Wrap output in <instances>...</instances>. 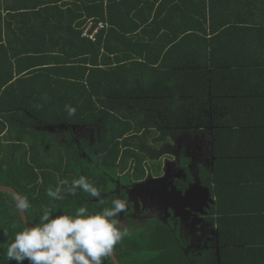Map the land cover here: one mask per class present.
Returning <instances> with one entry per match:
<instances>
[{"label":"trees","instance_id":"obj_1","mask_svg":"<svg viewBox=\"0 0 264 264\" xmlns=\"http://www.w3.org/2000/svg\"><path fill=\"white\" fill-rule=\"evenodd\" d=\"M130 1L78 0L77 9L66 10L64 24L61 15L50 30L23 32L30 42L35 37L34 44L9 52L0 47L5 58L0 62V185L28 198L31 207L24 213L29 224L42 206H55L57 214L81 205L96 212L122 193L114 182L129 187L148 174L159 177L161 147L186 120L193 125L202 120L204 96L215 86L206 75L217 74L221 66L192 54L187 44L191 39L201 42L193 49L198 52L210 41L169 30L170 15L130 16L139 7ZM90 20L105 25L93 42L80 37ZM66 104L76 108L74 116H67ZM88 130L98 131L99 137L93 142L76 137ZM220 164L213 175L199 169L200 185L216 197L207 219L219 228L232 214L221 207ZM179 166L185 181L178 182V188L184 191L192 180L188 160L179 159ZM82 174L100 189L101 199L64 192L62 201L49 200V187L54 189L63 179L71 183ZM127 222L129 235L113 252L119 264H212L214 252L186 255L185 241L157 221L142 228ZM24 227L13 196L0 192V264H17L7 260L6 251L14 233ZM230 250L235 258L246 257ZM222 257L220 251L224 264ZM104 264L113 263L106 258Z\"/></svg>","mask_w":264,"mask_h":264},{"label":"crops","instance_id":"obj_2","mask_svg":"<svg viewBox=\"0 0 264 264\" xmlns=\"http://www.w3.org/2000/svg\"><path fill=\"white\" fill-rule=\"evenodd\" d=\"M77 2L0 0V47L7 48L9 52L14 47L34 44L35 37L30 42V38L23 37V32L50 30L55 22L53 19L61 15H64V24L66 10L77 9L80 6ZM134 2H139V7L130 11V16L152 18L170 15L169 30H184L187 34L210 41L202 43L206 48L196 52L193 49L201 42L191 39L187 47L192 54L198 53V57L211 65L221 66L216 70L217 74L206 75L215 86L214 91L210 90L204 96L202 120L194 125L191 120H186L178 132L171 135L169 144L159 150L163 178L169 163L176 175L184 177L179 159L188 160L187 169L192 183L184 194L175 188L174 192L180 197L178 201L184 204V211L192 214L188 217L191 218L188 221L192 225V233L196 230L195 235L205 240L202 248L185 251V254L211 251L214 252L210 255L211 263L221 264L222 251V258L227 261L224 264H233L232 249L246 256L244 259L236 256L235 264H239L240 259L243 260L240 264H264V0ZM57 7L65 14H59ZM3 60L5 58L0 56V62ZM217 164L221 167L217 170L222 178V192L219 190L221 207L232 213L222 221L220 228L207 219V212L199 217L193 214L194 210H207L215 205L216 197L200 185L199 169L204 168L213 175ZM186 219L181 220L185 223ZM178 238L188 243L183 235ZM225 250L230 252L225 254Z\"/></svg>","mask_w":264,"mask_h":264},{"label":"clouds","instance_id":"obj_3","mask_svg":"<svg viewBox=\"0 0 264 264\" xmlns=\"http://www.w3.org/2000/svg\"><path fill=\"white\" fill-rule=\"evenodd\" d=\"M68 117L76 113V108L66 104ZM75 197L77 192L101 199V191L85 175L60 180L46 195L50 201H62V193ZM15 207L26 211L31 207L26 196L13 194ZM130 200L124 193L111 200L110 206L93 212L86 205L74 211L58 212L42 206L37 219L22 230L14 233L7 246V260L23 264H104L113 255L115 247L129 235L128 227L118 217L128 211Z\"/></svg>","mask_w":264,"mask_h":264},{"label":"flooded vegetation","instance_id":"obj_4","mask_svg":"<svg viewBox=\"0 0 264 264\" xmlns=\"http://www.w3.org/2000/svg\"><path fill=\"white\" fill-rule=\"evenodd\" d=\"M80 133L84 134L85 132L81 131ZM80 136L76 134V137L78 138L79 137L85 138L84 135L80 134ZM174 154L175 156H177V153ZM166 174L167 177L169 174L168 173ZM170 174H171L170 177L174 178L172 186L176 189L178 193H180L181 195L184 194L191 185L192 180L190 183L186 184L185 190L182 191L178 188V182H184L185 176L184 177L181 176L177 178L175 176L178 175H176V171L173 170L170 171ZM162 180H163V173L159 177L151 176L148 174L145 180H143L139 184L130 185L129 187L120 186L117 182L113 181L115 183L114 184L115 188H117V193H120L121 190L122 193L126 194L130 200L128 211L124 212L126 213L125 218L123 213V218H122L123 223L127 226L128 224L127 220H130L134 222L136 227L142 228L145 227V225L148 224L149 221L154 220L161 223L164 226L169 227L172 233L177 234V237H179V235L180 236L183 235L185 237V235L187 236L188 234H193L192 231L189 230L190 222L188 221L191 219L188 217L191 216L192 214L187 213V211H184V209H182V207H184V204L182 202H178V200L174 199V201L169 203L171 207L169 206L170 208L167 209L165 205L168 206V203L164 202V200L161 201L158 200L160 197L167 195L166 191H164L165 187L167 186V183L165 182V180L161 182ZM134 190L135 192H133ZM177 197L180 198L179 196ZM180 208L182 209V212ZM207 210H202V212L205 214ZM179 216L188 218L185 220L188 222L183 223L181 221V217ZM188 244L189 242L185 244V247H187Z\"/></svg>","mask_w":264,"mask_h":264},{"label":"rangeland","instance_id":"obj_5","mask_svg":"<svg viewBox=\"0 0 264 264\" xmlns=\"http://www.w3.org/2000/svg\"><path fill=\"white\" fill-rule=\"evenodd\" d=\"M60 131H62V130H64V126H60ZM60 131H58V132H60ZM80 134L81 135H84V137L86 138V139H88V141H91V142H93L94 140H96L97 139V137H99V134H98V131H95V130H88V131H86L84 134L83 133H79L78 135L80 136ZM81 137V136H80ZM60 142H61V139H60ZM170 153H173V151L172 150H170ZM166 166H167V168H166V170H167V172L166 173H168L169 175L166 177H164L163 178V180H165V182L167 183V186L165 187V189H164V191H166V196L164 195L163 197H160L158 200L159 201H161V200H164V202H167L168 203V206L167 205H165V207H167V209L168 208H170L171 207V205L169 204V203H171L172 201H174V199H176V200H178L177 198V194H175L174 193V187L172 186L173 185V180H174V178H172V177H170L171 176V174H170V171H172V169H171V167H172V165L169 163V164H166ZM174 169H175V167H173ZM167 175V174H166ZM175 177H180V175H178V176H175ZM170 179V180H169ZM163 180L161 181V182H163ZM133 192H135V190L133 191ZM150 196V195H149ZM176 198H175V197ZM179 202V201H178ZM170 206V207H169ZM179 207V206H178ZM182 209H184V207H182ZM182 209L180 208V210H181V212H182ZM165 211H166V209H165ZM193 214H195V216H203L204 215V213L202 212V209L200 210V209H197V210H194L193 211ZM180 215H182V214H180ZM194 217V216H193ZM192 217V218H193ZM181 219H186V217L184 218V217H182ZM182 221V220H181ZM183 222V221H182ZM186 222V221H185ZM198 226H195V228H197ZM189 230H193L192 229V225H190V229ZM197 232H196V230L193 232V234H188L187 236L185 235V240H188V242H189V244H188V246L187 247H185V249H186V252H193V251H195L197 248H202L203 247V243H202V241H203V239H204V237H202V236H200V237H197V235H195ZM205 240V239H204Z\"/></svg>","mask_w":264,"mask_h":264},{"label":"built area","instance_id":"obj_6","mask_svg":"<svg viewBox=\"0 0 264 264\" xmlns=\"http://www.w3.org/2000/svg\"><path fill=\"white\" fill-rule=\"evenodd\" d=\"M105 27L103 23H97L95 24L93 21H88L84 28L81 31V38L88 39L90 41H95L96 35L100 30H102Z\"/></svg>","mask_w":264,"mask_h":264},{"label":"water","instance_id":"obj_7","mask_svg":"<svg viewBox=\"0 0 264 264\" xmlns=\"http://www.w3.org/2000/svg\"><path fill=\"white\" fill-rule=\"evenodd\" d=\"M0 192H2V193H8L11 196H13V194H16V195L19 196V194L13 188H11L9 186L0 185ZM17 210H18V214H19L20 221L24 224L25 227L28 226L29 225V222H28V220H27V218L25 216L24 211L23 210H19V209H17ZM122 218H123V213L121 214V216L119 217V219L122 220ZM109 258L111 259V261H112L113 264H119L118 261H117V259L114 256V254L111 257H109Z\"/></svg>","mask_w":264,"mask_h":264}]
</instances>
